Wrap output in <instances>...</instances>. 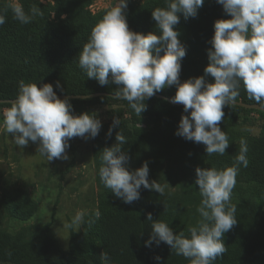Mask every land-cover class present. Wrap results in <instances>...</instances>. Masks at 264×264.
<instances>
[{
  "label": "clouds",
  "instance_id": "obj_1",
  "mask_svg": "<svg viewBox=\"0 0 264 264\" xmlns=\"http://www.w3.org/2000/svg\"><path fill=\"white\" fill-rule=\"evenodd\" d=\"M204 2L166 0V8L152 10L159 32L143 34L129 28L128 0H115L92 28L78 56V66L87 78L96 79L101 86L117 85L113 96L126 100L138 116H142L147 107L145 102L156 92L175 85L177 91L172 102L182 104L185 113L176 135L205 145L208 156L224 155L230 144L220 127L225 105L236 103L243 86L250 100L264 106V0H217L230 18L215 21L204 75L181 82L186 47L179 39L176 25L181 14L184 19L196 17ZM8 10L20 24H29L35 17L43 16L36 5L26 12L19 0H7L4 12ZM5 21L6 15L0 14V25ZM208 76L214 82H209ZM56 87L62 89L60 81ZM71 108L70 101L61 99L51 83L41 85L21 80L16 99L3 111L0 129L11 134L14 144L21 149L30 141L38 142L37 151L48 162L67 159L66 149L71 138H95L102 127L96 115L88 112L74 115ZM119 124V119L114 118L109 136ZM126 143V137L119 131L116 143L103 149L98 170L101 183L128 204L140 198L141 186L164 195L168 184L149 181L147 162L134 171L129 170L130 157L122 147ZM247 152V141L241 139L233 166L223 170L198 166L194 183L202 197L197 208L201 219L189 227L186 236L183 232L175 233L166 222L153 219L149 213L151 235L145 246L166 243L176 255L189 260V264H213L222 257L227 251L223 236L237 223L231 193L240 166L249 165ZM86 216L91 226L101 217V212L96 209L89 215L78 210L65 226L79 229ZM100 259L102 264H112L107 252L103 251ZM155 259L161 261L160 256Z\"/></svg>",
  "mask_w": 264,
  "mask_h": 264
},
{
  "label": "trees",
  "instance_id": "obj_2",
  "mask_svg": "<svg viewBox=\"0 0 264 264\" xmlns=\"http://www.w3.org/2000/svg\"><path fill=\"white\" fill-rule=\"evenodd\" d=\"M90 3L91 0H56L54 9L59 14H68V18L58 23L40 21L29 24H20L13 19L10 10L5 13V7L0 6V14L6 15L5 23L0 25V51L5 56L4 65L0 68V99H16L21 80L26 83L40 82L41 85L51 83L57 94L88 95L107 92L86 98H67L74 115L81 114L80 110L84 105H121L120 108L108 111L110 118L102 122L99 134L91 138L96 159H100L105 147L116 143V134L121 131L127 140L122 147L131 160L141 157L147 150L157 154L180 152L182 156L202 155L208 167L217 169L223 164L227 168L233 166L239 141L245 139L249 165H242V171L253 183L256 199L235 204L237 223L223 236L227 251L213 261V264H264V111L238 104L225 105L220 127L226 132L230 144L224 155L211 156L207 155L205 145L176 135L179 121L185 114L182 104L154 95L145 102L147 107L142 116H138L126 100L113 96L117 85L113 83L101 86L96 79L87 78L86 72L78 66V56L83 45L87 43L92 28L99 22L82 20L84 7ZM22 4L27 12L33 5L46 11H42L44 16L50 12L49 5L37 0H22ZM158 7L166 8V0H149L142 5L128 0L129 28L143 34L153 31L158 33L159 29L152 18V10ZM222 18L230 17L217 0H205L194 18L184 19L181 14L176 28L180 32V41L186 47L181 67L183 75L188 72H194L192 77L200 75L196 68L197 58L208 57L215 21ZM57 81H60L63 90L56 87ZM208 81L214 82V78L210 77ZM176 91L177 89L164 88L159 93L172 98ZM238 100L256 103L248 98L243 86ZM11 103L0 102V106L10 107ZM254 112L263 115V133L255 135L237 130L242 116ZM114 118H118L120 124L112 129L109 136ZM178 203L174 195L161 196L155 190L143 187L140 189V198L131 204L121 199L116 205L102 206L101 217L94 223L96 243L85 253L76 256L65 254L62 249H57L55 256L50 254L52 238L48 231L40 232L28 242L18 243L13 241L9 233L0 229V261L14 264H102L100 254L104 251L110 255L112 264H189V260L176 255L166 243L161 242L157 246L153 242L150 247L145 246L151 235L152 222L147 221L149 213H152L153 219L166 222L175 233L189 235L190 226L178 224L172 218ZM6 204L19 216L30 215L34 211L33 204L24 193L9 194ZM156 256H160L161 261L157 262Z\"/></svg>",
  "mask_w": 264,
  "mask_h": 264
},
{
  "label": "rangeland",
  "instance_id": "obj_3",
  "mask_svg": "<svg viewBox=\"0 0 264 264\" xmlns=\"http://www.w3.org/2000/svg\"><path fill=\"white\" fill-rule=\"evenodd\" d=\"M37 1L49 5L50 12L45 16L35 17L32 22L58 23L68 18V14H59L54 9L56 0ZM131 1L142 5L149 0ZM6 3L7 0H0V6L5 7ZM19 3L22 4V0ZM114 3L115 0H91L84 7L82 20L89 23L102 20ZM4 62L5 56L0 51V68ZM208 63L207 56L197 58L196 68L201 76ZM193 74L194 72H188L183 75L180 72L181 82L191 78ZM210 77L206 79L209 80ZM166 88L176 89V86ZM120 107L118 103L90 104L82 106L80 113H92L103 122L110 118V109ZM7 108L9 107L0 106V122L3 120V111ZM262 118L263 115L257 112L244 115L236 129L242 133L261 135ZM69 145L66 149L67 159L48 162L37 151L38 142L30 141L21 149L14 144L11 134L9 136L0 129V229L9 233L13 241L18 243L28 242L40 232L48 231L52 238L50 254L53 256L57 249H62L70 256L80 255L96 243L94 223L88 226L86 222L89 216L85 217V223L79 229L65 226L78 210L91 215L94 210L99 209L101 212L102 206L116 205L121 200L100 181L98 170L101 161L93 155L91 138L74 137ZM145 162L149 166V181L157 180L161 185L168 184L165 194L174 195L178 199L173 220L184 226H195L201 219L197 208L202 199L198 186L194 183L195 169L198 166L208 167L202 155L182 156L180 152L157 154L147 150L141 157L129 159L127 167L134 171ZM240 168L231 193L233 204L256 199L253 183L242 171V165ZM217 169L223 170L226 167L222 164ZM13 193H24L33 204L34 211L30 215L19 216L9 209L6 198ZM0 264L14 263L0 261Z\"/></svg>",
  "mask_w": 264,
  "mask_h": 264
},
{
  "label": "water",
  "instance_id": "obj_4",
  "mask_svg": "<svg viewBox=\"0 0 264 264\" xmlns=\"http://www.w3.org/2000/svg\"><path fill=\"white\" fill-rule=\"evenodd\" d=\"M102 94H107V92H96V93H92V94H88V95H84V94H72V95L57 94V95L60 98H86V97H92V96H97V95H102ZM155 96L167 98L169 101L172 102V98L167 97V96H165L159 92H156ZM14 100L15 99H0V102H5V101L12 102ZM235 104L242 105V106L247 107V108H254V109H259V110L264 111V106H261L260 104H257V103H245L242 100H238V101H236Z\"/></svg>",
  "mask_w": 264,
  "mask_h": 264
}]
</instances>
